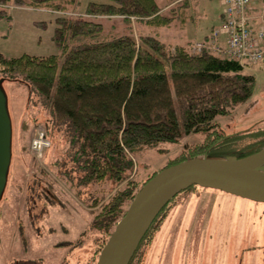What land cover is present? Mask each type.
I'll use <instances>...</instances> for the list:
<instances>
[{
  "label": "trees",
  "instance_id": "1",
  "mask_svg": "<svg viewBox=\"0 0 264 264\" xmlns=\"http://www.w3.org/2000/svg\"><path fill=\"white\" fill-rule=\"evenodd\" d=\"M179 2L163 12L158 0H93L84 14L56 17L52 40L58 54H0V71L6 75L0 79L28 84L51 115L48 133L65 130L70 141L66 151L83 174L81 184L126 182L106 203L93 202L102 206L93 227L110 235L141 187L160 171L144 180L134 177L135 156L143 150L181 143L191 133L205 136L162 170L198 157L239 159L264 149V126L227 135L216 121L253 94L256 79L244 72L240 61L208 50L193 53L191 43L170 44L158 32L136 37L130 24L126 32L114 33L101 19L121 17L126 23L134 19L155 27L175 20L185 24L191 17L190 2ZM76 3L0 0V20L12 19L11 5L63 12L73 6L76 12ZM170 203L157 215L129 264L139 262L144 242L157 230Z\"/></svg>",
  "mask_w": 264,
  "mask_h": 264
},
{
  "label": "rangeland",
  "instance_id": "2",
  "mask_svg": "<svg viewBox=\"0 0 264 264\" xmlns=\"http://www.w3.org/2000/svg\"><path fill=\"white\" fill-rule=\"evenodd\" d=\"M90 1L77 0L76 12L73 6L63 12L11 5L12 19L0 20V54H58L52 40L56 17L84 14ZM179 1L158 0L163 12ZM189 2L191 17L185 24L175 20L170 26L155 27L134 19L126 23L121 17L101 19L114 33L126 32L130 24L136 37L158 32L170 44L192 45L221 24L223 6L221 0ZM243 65L256 83L246 101L232 113L217 117L227 135L264 126V67L249 62ZM2 77L6 75L0 71ZM0 93L5 96L3 106L12 132L9 174L0 196V264H96L110 234L93 227L102 208L93 202L101 199L106 203L126 182L82 185L83 174L66 151L70 141L65 130L47 131L51 115L42 99L19 80L0 79ZM42 131L50 143L41 153L32 141ZM204 138L191 133L181 143L160 145L159 149H168L164 152L143 150L135 156L134 177L144 180L153 171H161L186 146ZM170 202L157 230L144 242L137 264H264L260 235L264 232V203L200 185L191 186Z\"/></svg>",
  "mask_w": 264,
  "mask_h": 264
},
{
  "label": "water",
  "instance_id": "3",
  "mask_svg": "<svg viewBox=\"0 0 264 264\" xmlns=\"http://www.w3.org/2000/svg\"><path fill=\"white\" fill-rule=\"evenodd\" d=\"M0 93V196L11 159V121ZM1 101V100H0ZM193 185L264 203V149L244 158L198 157L159 171L139 190L101 250L96 264H129L160 211Z\"/></svg>",
  "mask_w": 264,
  "mask_h": 264
},
{
  "label": "built area",
  "instance_id": "4",
  "mask_svg": "<svg viewBox=\"0 0 264 264\" xmlns=\"http://www.w3.org/2000/svg\"><path fill=\"white\" fill-rule=\"evenodd\" d=\"M221 24L191 45L193 53L235 58L264 67V0H221ZM48 141L45 132L33 139L34 149L42 153Z\"/></svg>",
  "mask_w": 264,
  "mask_h": 264
},
{
  "label": "crops",
  "instance_id": "5",
  "mask_svg": "<svg viewBox=\"0 0 264 264\" xmlns=\"http://www.w3.org/2000/svg\"><path fill=\"white\" fill-rule=\"evenodd\" d=\"M250 210H251V208H250ZM259 210H261V208H260ZM261 213H262V212H261ZM260 215H261V214H260ZM262 217H263V216H262ZM257 219H258V216H257V217L255 216V220H254V222H255ZM232 232H234V231H232ZM245 233H247V232H245ZM260 235H261V238L264 239V232H262ZM260 235H258V236L260 237ZM259 237H258V240H259Z\"/></svg>",
  "mask_w": 264,
  "mask_h": 264
},
{
  "label": "bare ground",
  "instance_id": "6",
  "mask_svg": "<svg viewBox=\"0 0 264 264\" xmlns=\"http://www.w3.org/2000/svg\"><path fill=\"white\" fill-rule=\"evenodd\" d=\"M233 59H235V58H233ZM236 60V59H235Z\"/></svg>",
  "mask_w": 264,
  "mask_h": 264
}]
</instances>
